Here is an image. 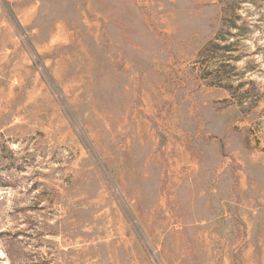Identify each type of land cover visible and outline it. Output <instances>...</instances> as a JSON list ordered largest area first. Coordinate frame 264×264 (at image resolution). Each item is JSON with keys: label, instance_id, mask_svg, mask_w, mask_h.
<instances>
[{"label": "rangeland", "instance_id": "1", "mask_svg": "<svg viewBox=\"0 0 264 264\" xmlns=\"http://www.w3.org/2000/svg\"><path fill=\"white\" fill-rule=\"evenodd\" d=\"M0 264H264V0H0Z\"/></svg>", "mask_w": 264, "mask_h": 264}, {"label": "trees", "instance_id": "2", "mask_svg": "<svg viewBox=\"0 0 264 264\" xmlns=\"http://www.w3.org/2000/svg\"><path fill=\"white\" fill-rule=\"evenodd\" d=\"M245 25L246 24H233V26H230L228 29L232 30L231 32H225L223 29H220L219 32L216 34V37L214 38V42L208 43L209 46L215 48L214 53H219V57H225L226 53L230 51V45L229 44H223L222 46H219L216 44V41H223L226 39V36L224 35H229L231 37H237V36H242L245 34ZM225 26V25H223ZM233 28V29H232ZM225 41V40H224ZM248 94V91H243L240 95L241 97H246Z\"/></svg>", "mask_w": 264, "mask_h": 264}, {"label": "bare ground", "instance_id": "3", "mask_svg": "<svg viewBox=\"0 0 264 264\" xmlns=\"http://www.w3.org/2000/svg\"><path fill=\"white\" fill-rule=\"evenodd\" d=\"M3 254V252L1 253V255Z\"/></svg>", "mask_w": 264, "mask_h": 264}]
</instances>
